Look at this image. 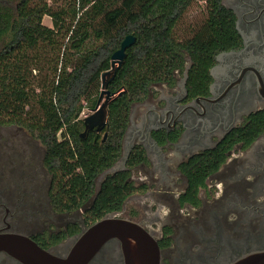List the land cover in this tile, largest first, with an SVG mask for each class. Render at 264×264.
I'll return each mask as SVG.
<instances>
[{
    "label": "trees",
    "instance_id": "1",
    "mask_svg": "<svg viewBox=\"0 0 264 264\" xmlns=\"http://www.w3.org/2000/svg\"><path fill=\"white\" fill-rule=\"evenodd\" d=\"M195 1L0 0V125L24 128L42 144L55 211H82L89 224L146 190L129 179V169L107 174L98 188L96 178L121 155L132 103L142 101L155 82L171 81L186 56L188 86L194 87L208 76L214 55L235 43L232 20L218 0H206L187 31H178ZM44 16L51 26L42 23ZM128 34L135 41L107 86L112 97L106 127L82 137L81 113L94 108L101 74ZM144 160L135 146L126 166ZM221 161L213 154L192 162L186 172L190 201Z\"/></svg>",
    "mask_w": 264,
    "mask_h": 264
},
{
    "label": "flooded vegetation",
    "instance_id": "2",
    "mask_svg": "<svg viewBox=\"0 0 264 264\" xmlns=\"http://www.w3.org/2000/svg\"><path fill=\"white\" fill-rule=\"evenodd\" d=\"M218 3L232 20L235 43L214 55L206 79L188 86L191 61L186 56L171 81L155 82L142 101L130 106L123 149L141 147L145 160L124 169L130 170L131 181L134 168L145 171L133 182L146 190L132 195L145 194L162 208V216L154 217L160 224L151 220L154 228L137 221L156 240L159 264H230L264 250V0ZM206 6L200 0L199 11ZM213 154L222 161L190 201L186 172L197 157ZM24 172L17 197L10 190L0 196V231L27 235L64 255L92 223L85 222L82 211L52 208L50 180L44 189L49 211H38L39 188L33 174L23 179ZM34 218L46 227L32 225L29 231ZM0 264L22 263L0 252ZM87 264H124L120 243L109 240Z\"/></svg>",
    "mask_w": 264,
    "mask_h": 264
},
{
    "label": "water",
    "instance_id": "3",
    "mask_svg": "<svg viewBox=\"0 0 264 264\" xmlns=\"http://www.w3.org/2000/svg\"><path fill=\"white\" fill-rule=\"evenodd\" d=\"M135 41L132 34L126 35L117 50L110 57L111 68L101 74V89L90 115L83 118L84 131L100 132L107 123V104L112 94L107 89L115 72L122 64L126 49ZM126 133V130H125ZM119 159L96 178V186L107 174L125 168L130 148L123 149ZM105 136V134H104ZM109 240H117L121 245L124 264H159L160 254L156 240L140 223L134 219L109 213L90 224L73 242L68 252L58 255L40 247L29 236L0 231V252L7 253L22 264H87L95 253ZM230 264H264V250L248 253Z\"/></svg>",
    "mask_w": 264,
    "mask_h": 264
},
{
    "label": "rangeland",
    "instance_id": "4",
    "mask_svg": "<svg viewBox=\"0 0 264 264\" xmlns=\"http://www.w3.org/2000/svg\"><path fill=\"white\" fill-rule=\"evenodd\" d=\"M57 2H60V0H57ZM199 7L200 0H197L193 6L189 8L178 31H187L188 24L192 22L195 15L198 16L199 14ZM42 23L51 26V19L48 16H44ZM91 113V109L84 108L81 117L84 118ZM43 153L44 148L42 144L37 139L33 138L24 128L13 125H0V196L5 194L4 191L10 190L15 194V197H17L16 188L22 179L19 174L25 168V172L22 174L23 176L25 175L23 179L26 180L27 177H29V173L33 174L30 175V178H32L39 188L37 192L39 200L38 211H49L44 197V189L50 178L43 166ZM26 164H28V166ZM144 175L145 171L142 168H134L131 172V179L137 182L142 179ZM160 210H162V208H157L156 205H154V200L148 198L145 194H140L139 196L132 195L129 197L125 201L123 208L113 213L120 217L129 218L132 216L134 220L139 222L145 221L146 224L154 228V223L151 224V220H153L157 214H159L158 216H162ZM134 211L137 214L135 213L133 216L132 212ZM154 221L157 222V225L160 224L158 220L154 219ZM32 225L36 226L34 227ZM33 227L41 229L46 227V224L42 219L34 218L31 219V226L27 228L30 231L31 229L29 228Z\"/></svg>",
    "mask_w": 264,
    "mask_h": 264
}]
</instances>
